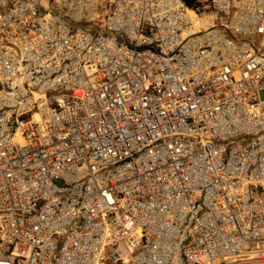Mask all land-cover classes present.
Here are the masks:
<instances>
[{
  "label": "built area",
  "instance_id": "2783aa9c",
  "mask_svg": "<svg viewBox=\"0 0 264 264\" xmlns=\"http://www.w3.org/2000/svg\"><path fill=\"white\" fill-rule=\"evenodd\" d=\"M264 0H0V264H264Z\"/></svg>",
  "mask_w": 264,
  "mask_h": 264
},
{
  "label": "rangeland",
  "instance_id": "374dc122",
  "mask_svg": "<svg viewBox=\"0 0 264 264\" xmlns=\"http://www.w3.org/2000/svg\"><path fill=\"white\" fill-rule=\"evenodd\" d=\"M260 97L264 99V91L260 92Z\"/></svg>",
  "mask_w": 264,
  "mask_h": 264
}]
</instances>
